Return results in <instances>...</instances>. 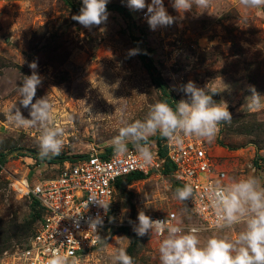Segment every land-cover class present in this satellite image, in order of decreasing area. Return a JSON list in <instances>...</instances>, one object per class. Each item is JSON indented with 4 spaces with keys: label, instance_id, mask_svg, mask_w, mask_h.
I'll list each match as a JSON object with an SVG mask.
<instances>
[{
    "label": "rangeland",
    "instance_id": "obj_1",
    "mask_svg": "<svg viewBox=\"0 0 264 264\" xmlns=\"http://www.w3.org/2000/svg\"><path fill=\"white\" fill-rule=\"evenodd\" d=\"M70 1L82 6V0ZM107 4L124 6L129 20L109 11L105 23L89 29L72 19L76 13L63 0H0V154L8 157L0 172V247L4 246L0 264H14L13 257L29 241L24 234L38 223L33 226L32 201L13 192L12 179H51L66 167L31 159L28 151L39 152V128L17 127L7 118L18 107L29 117L28 109L19 104L17 88L24 76L32 74V62L42 79L36 98L47 96L53 123L64 130L58 155L74 158L105 152L122 126L121 107L124 119L134 122L143 120L153 103L164 101L138 55H129L134 49L131 36L140 37L149 49L154 75L163 78L176 102L187 99L180 89L191 80L197 87L219 91L213 99L227 103L231 122L221 123L213 140L204 139L214 166L226 172L229 181L256 176L264 182V145L237 131V122L247 117L264 123V98L259 107L246 105L249 86L264 96V7L246 8L240 0H210L206 9L194 5L191 11L179 13L170 0H164L175 21L152 30L146 9L130 10L127 0ZM160 137L158 132L150 136L149 144L162 146ZM126 192L129 195L117 192L115 196L116 226L105 231L99 247L81 264H117L118 250L128 254L130 239L117 229L134 232L129 221L137 222L140 210L146 215L175 212L186 224L198 223L174 198L169 179L134 181ZM243 228L241 223L231 230H201L199 235L202 240L212 235L235 239ZM162 239L145 235L128 255L134 264H160Z\"/></svg>",
    "mask_w": 264,
    "mask_h": 264
},
{
    "label": "clouds",
    "instance_id": "obj_2",
    "mask_svg": "<svg viewBox=\"0 0 264 264\" xmlns=\"http://www.w3.org/2000/svg\"><path fill=\"white\" fill-rule=\"evenodd\" d=\"M210 0H170L171 7L179 13L197 8L206 9ZM108 0H82L79 14L72 19L91 29L108 19ZM246 8L264 7V0H240ZM127 7L133 11L146 9V21L152 30L167 27L174 23L175 17L170 15L164 0H127ZM138 49L129 50V55H136ZM31 75H26L18 85L19 104L29 111L25 117L20 108H14L8 119L17 127L40 130L38 149L41 159L58 155L63 146L64 130L53 123V106L47 96L36 98L38 86L42 79L35 71L37 64H29ZM187 99L176 102L175 108L165 101L153 103L143 120L129 122L124 119L125 109L118 111L121 116V127L112 138L111 147L117 156L125 155L129 143L145 163L150 164L153 156L149 145V137L156 134L173 142L177 147L183 145V137L194 136L211 141L215 138L221 123H230L232 114L224 101L213 99L219 91L200 88L193 81H188L180 89ZM251 95L246 97L249 108L259 107L262 98L254 86H249ZM35 101V102H33ZM194 189L190 183L176 187L174 198L182 203L194 199ZM204 195L213 211L216 227L220 231L231 230L243 223L235 239L223 235H212L201 239L200 229L184 227L173 223V219H152L145 211L138 212V223L132 224V230L138 237L148 234L162 236L159 245L160 264H264V182L256 176L233 179L228 183H211L204 189ZM99 219L94 221L91 229L96 230ZM115 260L117 264H134V260L126 250H118ZM47 264H68V257L60 249L51 253ZM74 264V262H73Z\"/></svg>",
    "mask_w": 264,
    "mask_h": 264
},
{
    "label": "built area",
    "instance_id": "obj_3",
    "mask_svg": "<svg viewBox=\"0 0 264 264\" xmlns=\"http://www.w3.org/2000/svg\"><path fill=\"white\" fill-rule=\"evenodd\" d=\"M162 147L166 151L165 157L160 155L157 144L150 145L153 156L150 164H145L133 147L122 156L114 152L105 156V152L92 151L75 162H65L66 167L55 178L35 182H30L27 176L13 178L10 183L13 192L20 198L37 201L42 209V218L36 224L34 234L15 254L13 263L47 264L51 253L60 249L68 257V264H81L99 247L105 231L116 226L113 222L116 185L133 173L145 178L168 180L170 177L181 186L185 183L193 186L194 199L185 202L184 206L197 224H186L175 212L147 214L152 219L174 217L173 223L184 227L217 229L204 189L211 183H228L230 179L212 163L205 140L187 136L183 137V145L177 147L164 138ZM166 161L175 167L170 176L163 172ZM1 171L4 166L0 165ZM97 219L100 222L96 224V230L91 229Z\"/></svg>",
    "mask_w": 264,
    "mask_h": 264
},
{
    "label": "trees",
    "instance_id": "obj_4",
    "mask_svg": "<svg viewBox=\"0 0 264 264\" xmlns=\"http://www.w3.org/2000/svg\"><path fill=\"white\" fill-rule=\"evenodd\" d=\"M63 2L66 6L71 8L76 14H79V10L81 7L74 5L70 0H63ZM107 11L117 12L118 14L122 15L126 20H129L130 18L126 8L121 5L107 4ZM131 41H132V45L134 49L139 50V53L137 54L138 58L142 62L144 68L150 73L152 83L161 91L164 101L167 102L173 108H175L176 101L173 99V94L170 91V88L168 87V85L166 84V82L163 80L161 76L154 75L155 70L153 71L149 65V61H148L149 60L148 58L149 49L146 48V46H144V44L141 42L140 37L131 36ZM252 116L253 115H251V117ZM248 118L249 117H247V119L245 121H242L241 123L237 122V124H239L237 125L238 133L252 136L255 139L254 141H256L258 145H264V123L257 122L255 119L248 120ZM160 139L164 140V137L161 136ZM130 146L133 147L132 145ZM158 147L160 149V155L162 157H165L166 156L165 148H163L161 145H158ZM112 153H113L112 147L107 148L105 151V156L111 155ZM27 155L33 158L37 163H41V164L45 163L48 165L64 164L65 162L69 160H72L73 162H75L85 157V156H76L74 158H68L65 156L55 155V156H50L49 158L41 159L39 156V152H34V151H31V152L28 151ZM7 160H8L7 155L0 154V165L1 166H4L7 163ZM174 170H175V167L171 163L166 161L164 164V169H163V172L165 173V175L170 176L174 172ZM143 179H145L143 175L139 173H133L127 176L124 180H119L117 182V185H116L117 192H119L120 194L129 195L126 192L127 187L134 181H140ZM168 179L171 182V189L173 193L176 187H182L177 182H175L172 178L168 177ZM32 205L33 206H31V211H32L31 219H32V223L34 226V224L42 218V209L40 208L39 203L35 200H32ZM36 205H37V208H36ZM131 207L133 208V206ZM117 230L119 233L124 234L130 239L131 243L127 251H128V254H133L135 248L138 246L139 241L141 240V237H138L135 232H130L128 228L119 227ZM34 231H35V228L33 229L31 227V229L27 232V234L25 233L24 236L31 238L32 235L34 234ZM3 248L4 246L0 247V253Z\"/></svg>",
    "mask_w": 264,
    "mask_h": 264
}]
</instances>
